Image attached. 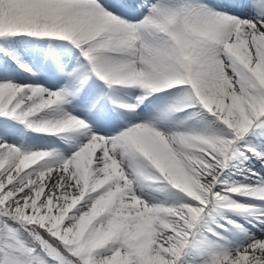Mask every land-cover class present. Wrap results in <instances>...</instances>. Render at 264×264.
<instances>
[{"label": "snow or ice", "instance_id": "snow-or-ice-1", "mask_svg": "<svg viewBox=\"0 0 264 264\" xmlns=\"http://www.w3.org/2000/svg\"><path fill=\"white\" fill-rule=\"evenodd\" d=\"M0 264H264V0H0Z\"/></svg>", "mask_w": 264, "mask_h": 264}]
</instances>
